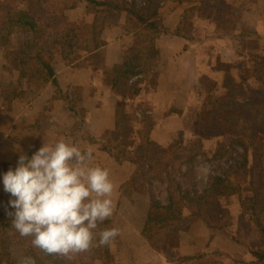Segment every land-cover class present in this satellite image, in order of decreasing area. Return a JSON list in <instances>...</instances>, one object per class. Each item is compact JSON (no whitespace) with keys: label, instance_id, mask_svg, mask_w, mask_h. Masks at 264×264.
<instances>
[{"label":"trees","instance_id":"1","mask_svg":"<svg viewBox=\"0 0 264 264\" xmlns=\"http://www.w3.org/2000/svg\"><path fill=\"white\" fill-rule=\"evenodd\" d=\"M85 1L91 7L89 13L71 21L65 12L76 0H0V49L7 57L9 72L24 78V72L31 71L51 81L54 98L61 99L80 124L81 99L70 97L68 90L58 85L53 66L81 61L79 66L89 65L97 75L96 61L100 62L105 84L117 100L111 108L112 125L102 132L98 154L107 152L115 162L125 165L130 172L127 184L142 187L156 178L157 168L162 171L159 178L169 172L176 159L188 167L199 158L221 162V171L209 176L201 193L171 187L168 203L162 207L163 228L179 231L181 223L190 227L201 220L247 248L251 259L245 264H264V90L257 97L240 100L249 78L264 85V57L245 59L240 53L238 59L230 58L227 63L217 57L209 69L210 86L194 89L197 103L190 127L163 146L154 137L156 123L147 112L148 106L142 107L144 100L134 96L147 88L138 76L157 64V36L170 34L160 13L161 4L167 0ZM185 19L179 28H184ZM132 22L137 27H132ZM116 25L129 35V60L108 69L102 66L97 52L105 45L104 30ZM18 31L20 35L14 37ZM175 32L179 34L178 28ZM153 84L154 80L149 82ZM132 190L141 192L137 186ZM12 198L0 190V264H16L22 256L33 257L36 264H113L111 245L93 246L66 259L46 256L31 245V237L15 238L9 228L11 217L6 214L14 211L9 205ZM105 228H111L109 221L98 223L94 245ZM181 264L223 263L217 252H204Z\"/></svg>","mask_w":264,"mask_h":264},{"label":"crops","instance_id":"2","mask_svg":"<svg viewBox=\"0 0 264 264\" xmlns=\"http://www.w3.org/2000/svg\"><path fill=\"white\" fill-rule=\"evenodd\" d=\"M87 10L88 3L77 0L67 15L75 21ZM160 12L163 25L170 34L157 36V64L150 68L149 73L138 76L139 80H154L153 85L142 91L141 99L149 103L156 126L165 120L167 114L176 117L179 113L181 119L190 111L193 116L188 118H195L193 89L198 86L197 82L201 84L205 79L210 84L211 81L197 67L196 51L221 56L227 62L233 56L235 42H239L245 58L264 57V0H167L161 4ZM185 17L186 25L179 28ZM177 28L179 34L175 32ZM102 40L105 45L97 52L102 66L112 69L128 62L130 39L123 27L106 28ZM79 65H82L81 61L58 63L53 68L58 85L68 90L70 97L81 99L83 121L80 124L65 103L54 98L55 89L51 81L36 74L21 78L18 73L9 72L7 57L0 49V190H4L3 174L10 168H16L19 156L23 154L31 158L43 143L52 145L63 139L82 151L91 149L93 158L89 166H96L100 144L94 137L97 138L106 126L100 121L103 117L108 120L109 109L104 111L99 105L101 84L94 68ZM98 69L101 70L100 67ZM112 99L116 103L117 97ZM140 196H126L114 187L111 196L114 211L106 221L110 222L111 228L120 230L110 246L115 264L166 262L155 252L154 239L152 242L144 240V224L139 216L143 211L142 203L134 202L140 201ZM175 243L177 261L209 251H219L223 264H245L251 259L247 248L236 244L221 231L209 228L201 220L189 230L179 232ZM118 244L122 247L120 255L113 252ZM227 245L235 252H230Z\"/></svg>","mask_w":264,"mask_h":264},{"label":"clouds","instance_id":"3","mask_svg":"<svg viewBox=\"0 0 264 264\" xmlns=\"http://www.w3.org/2000/svg\"><path fill=\"white\" fill-rule=\"evenodd\" d=\"M91 149L80 150L63 139L43 143L31 158L21 154L16 168L3 174L4 191L12 199L7 211L11 226L20 237H31V245L46 256L72 259L93 246H110L118 228L98 233V223L111 217L113 182L107 168L91 167ZM16 264H36L31 256Z\"/></svg>","mask_w":264,"mask_h":264},{"label":"rangeland","instance_id":"4","mask_svg":"<svg viewBox=\"0 0 264 264\" xmlns=\"http://www.w3.org/2000/svg\"><path fill=\"white\" fill-rule=\"evenodd\" d=\"M76 2L74 6L76 5ZM90 8H91L90 5H88V10L86 11V13L82 17L77 18L75 21L87 15L90 11ZM70 9L65 12L69 20H71V18L70 16L67 15V12L70 11ZM161 20H162V17H161ZM127 27H130V26L127 25ZM132 27H137L134 22H132ZM19 33H20L19 31L16 32L14 34V37L20 35ZM140 40L142 41V39ZM199 42L201 41H195V43H199ZM240 53H242L244 56L243 46L241 45V43L235 42V45L233 48V56L231 58H233V60L238 59L239 58L238 55ZM217 57H220L224 61V59L221 56L213 55L203 50L196 51L197 67L202 71L201 74H203L204 77H209L210 80H211V74L209 72V69L215 65L214 62H216ZM252 58H245V59H252ZM13 66L16 67V65H13ZM18 67L19 66H17L16 68ZM99 67H100V62L96 61V68L98 69ZM24 73H26L24 75L27 78H29V76L33 74L38 75L37 73L31 72V71H27ZM97 78L99 80V83L101 84V93H102V96L100 97L101 101L99 102V105L103 107L104 111H108L109 109L108 120H107V117H103L100 121L102 125H106V126H104L100 130L97 138L94 137L98 141V143L101 144L100 141H101L103 130L106 127L112 125V122H113V119L111 118V107H113L114 105L112 97L113 98H116V97L113 95V92L110 91L109 89L110 87H108L104 83V81L106 80V76L103 75L100 69H98ZM152 80L153 79L144 80L143 85L148 86L149 82ZM260 82L254 78H251V79L249 78L248 80H246L245 83L243 84L244 94L241 95L240 100L245 101L249 98H254V97H257L258 95H261V91L264 90V85H260L261 84ZM196 84L198 86L195 85V88L204 89L205 86H208V85L210 86L211 81L209 84L204 79L203 83L200 84L197 82ZM105 89L108 90L109 92H107ZM194 89H193V96H194L193 102H194V105H196L197 101L195 100L196 94L194 92ZM141 93L142 92H139L137 95L134 94L135 95L134 98H140ZM109 100H112V101H109ZM143 100H144V103L142 104V107L148 106L147 112L153 117V115L150 113L149 103H146L145 99ZM189 116H193V112L189 111L181 119H179V113H178V116L176 117H173L172 114H167V116L165 117V120H163V122L159 126L157 125L156 130L154 131V137L157 140V142L165 146L171 141L172 136L176 134L183 135L185 130L190 127L191 121L193 120V119H189L188 118ZM253 162H254V155L252 154L251 163ZM95 165L100 166L102 168H107L109 170L110 179L113 182L114 187H120L119 188L120 191L124 192L126 196L130 197L135 194H140L142 196V197L140 196V201L135 200L134 202L142 203L141 206H142L143 211L142 213L139 212V216H141L140 220L142 219L143 224H144L143 225L144 229L142 232L144 240L145 242H147V240L153 241L154 239V247H155L154 250L158 255H161L164 257V259L166 260L165 264H181L188 257H190V256L188 257L185 256L180 261H177L178 255H177V247H176L175 240L179 232L189 230L192 225L189 227L187 225L184 226L181 223L182 227H180L181 230L179 231H174L169 226H165L163 228V222H162L163 208L162 207L167 205L169 197L173 190L172 188L175 185L179 186L182 189H187V191H191L192 193L194 192L201 193L207 185L209 176L213 174H219V172L221 171V166H222L221 162L219 161L206 162L205 160H202L199 158L197 161L193 162L190 167H188L187 164L183 162V160L176 159L173 162L174 167L170 166L168 169L169 172L167 171L166 174H164V176L162 175L164 179H162V177L161 178L158 177V173L162 171H160V169L157 168L154 171V173L156 174V178H153V179H150L149 181L144 182L143 187L138 186V185H133V184L128 185L127 181L130 176L129 170L125 169L126 167L125 165H120L119 163L115 162V160H113L111 156L107 155V152L100 153V155L97 154L95 158ZM135 186L140 187L141 192L133 191L132 187H135ZM233 222H234V226H236L237 217L233 219ZM9 228L15 238H18V239L21 238L19 234L16 232V230L11 226V224ZM231 230L233 229L231 228L228 229V231H231ZM227 246L230 252H235L234 248L230 247L229 245ZM121 249H122L121 244H118V247H114L113 249L114 254H116L117 252V254L120 255V253H122ZM110 252H111V248H110ZM209 253L210 255H213L215 251L214 252L209 251ZM217 253L218 255H220L222 259V254L219 251H217ZM233 256L234 255H232V257ZM116 261H119V260H116ZM113 264H115L114 261H113Z\"/></svg>","mask_w":264,"mask_h":264}]
</instances>
